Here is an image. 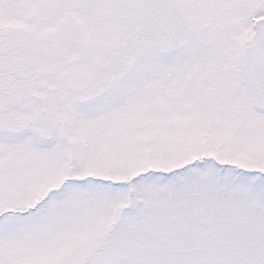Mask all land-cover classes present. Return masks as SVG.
<instances>
[{"label":"snow or ice","instance_id":"snow-or-ice-1","mask_svg":"<svg viewBox=\"0 0 264 264\" xmlns=\"http://www.w3.org/2000/svg\"><path fill=\"white\" fill-rule=\"evenodd\" d=\"M0 264H264V0H0Z\"/></svg>","mask_w":264,"mask_h":264}]
</instances>
